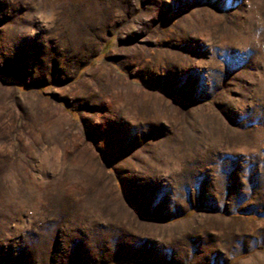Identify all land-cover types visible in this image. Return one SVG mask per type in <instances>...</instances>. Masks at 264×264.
Here are the masks:
<instances>
[{"label":"rangeland","instance_id":"374dc122","mask_svg":"<svg viewBox=\"0 0 264 264\" xmlns=\"http://www.w3.org/2000/svg\"><path fill=\"white\" fill-rule=\"evenodd\" d=\"M0 264H264V0H0Z\"/></svg>","mask_w":264,"mask_h":264}]
</instances>
